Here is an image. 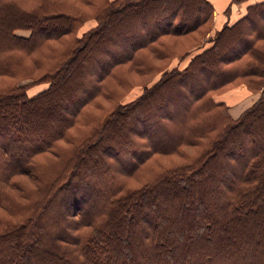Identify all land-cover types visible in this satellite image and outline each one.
<instances>
[{"label":"trees","instance_id":"16d2710c","mask_svg":"<svg viewBox=\"0 0 264 264\" xmlns=\"http://www.w3.org/2000/svg\"><path fill=\"white\" fill-rule=\"evenodd\" d=\"M27 1L0 0V264H264V0L218 28L210 0ZM202 29L120 100L121 67ZM241 82L259 97L233 118L214 95Z\"/></svg>","mask_w":264,"mask_h":264},{"label":"rangeland","instance_id":"374dc122","mask_svg":"<svg viewBox=\"0 0 264 264\" xmlns=\"http://www.w3.org/2000/svg\"><path fill=\"white\" fill-rule=\"evenodd\" d=\"M20 4H22L24 7V9L28 8V1L27 0H18ZM54 1H58L59 3L64 4V7L59 8L60 10H64V13L69 12L72 13L73 10H77L80 9L81 11H88L91 12V6L90 5H86L84 4V2L82 0H54ZM256 0H244L240 3H233L231 0V5H239L243 2H254ZM17 10V9H16ZM19 11V10H17ZM66 11V12H65ZM231 12L229 11H225L224 15L226 16V19H228V16L230 15ZM233 15V14H232ZM223 17V16H222ZM234 19H236L237 16H232ZM21 20L19 18V16L15 19L12 20L11 26H20ZM95 20L94 19H89L87 21L84 22V24L80 27V29L78 30V34L80 35L83 31H85L86 29H88L89 27H91L92 25H94ZM218 23V22H217ZM216 23V24H217ZM218 25V24H217ZM213 27L215 26V23L213 25ZM203 29L202 30H198L197 32L190 34L186 37L183 38H179V37H174V36H165L161 39L163 45L165 47H167L173 58L171 60L170 63L167 64V60H160V59H154V57H148V60L150 62V64L153 66V70L152 73L150 74H140V73H135L130 72V66L126 65L121 67V71L122 74L124 76V78L129 82V84L131 85V87L129 88V90L125 92V89L122 88H118L120 91V93H122V96L120 98V100L122 102H127L129 100L134 99L139 93H141L143 86L146 82H148L150 79L153 81L154 79H157L162 72L164 71V68H169V67H173L175 65H178L179 67H182L183 65H185V63L188 61L189 56L192 55L194 53V51H199L201 48H204L205 46L208 45V41H207V37L206 35L203 34ZM16 33L22 36H28L29 31L27 30H23V29H19L16 30ZM47 46H52V47H61V45H57L56 42H50ZM47 46L45 50L49 51L50 49H48ZM191 48L193 49L190 53V55L182 58L180 56V54H182L186 49ZM34 62L32 61L31 57L28 55H25L24 57H22V66L24 67H28L31 70H33V74L34 75H39L40 71H37L38 69L34 66ZM13 80L5 77V76H1L0 75V86L7 84V83H12ZM30 82L29 80H23L20 83H27ZM115 85V83H114ZM119 85H115V87H118ZM46 87V84L44 83H35V84H31V86L28 88V94L32 95L34 93H37L39 91H41L43 88ZM257 94V95H256ZM216 100H221V101H225L227 103V105L229 106V113L231 114V116L233 118L238 117L247 107H249L253 102H255V100H257V98L259 97V92H252L251 90L248 89V87L246 86L245 83L241 82V83H237L235 85H229L227 86L224 91L221 94L218 95H214ZM255 96H258L256 99L254 98ZM107 106L110 102L105 101L104 102ZM110 105V104H109ZM105 108V107H104ZM102 108H97L95 109V107H91L90 111L97 114V115H102L105 110H107L106 108L104 109ZM237 115V116H236ZM61 145H66L64 143H60ZM46 158V157H45ZM158 158L161 162L162 159H164L163 157H155ZM154 166L158 167V161L153 163Z\"/></svg>","mask_w":264,"mask_h":264},{"label":"crops","instance_id":"0c3cea01","mask_svg":"<svg viewBox=\"0 0 264 264\" xmlns=\"http://www.w3.org/2000/svg\"><path fill=\"white\" fill-rule=\"evenodd\" d=\"M210 2L212 3V5L214 7V23H215L216 28L220 27L225 21H228V20L233 21L234 18L232 16H237V17L241 16L245 11L246 6L250 3V2L249 3L243 2L239 5H231L230 6L231 0H210ZM229 6H230V12L231 13L228 16V19H226L224 12L226 11V9ZM257 97L258 96H255L254 98L256 99Z\"/></svg>","mask_w":264,"mask_h":264}]
</instances>
